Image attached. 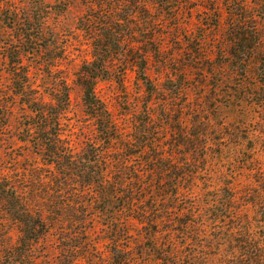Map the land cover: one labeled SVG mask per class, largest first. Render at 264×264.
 I'll use <instances>...</instances> for the list:
<instances>
[{
	"label": "trees",
	"instance_id": "16d2710c",
	"mask_svg": "<svg viewBox=\"0 0 264 264\" xmlns=\"http://www.w3.org/2000/svg\"><path fill=\"white\" fill-rule=\"evenodd\" d=\"M179 1L79 0L84 13L78 19L77 30L85 37L83 44L91 56V60L84 61L79 80L84 109L97 128L95 142L80 152L71 149L62 134L61 119L69 102V87L59 85L52 106L27 93L29 65L23 63L27 51L21 47L35 38L17 30L19 33L12 41L15 45H10L5 55L8 74L12 85L26 97L23 106L29 135L25 142L45 162L46 169L44 173L31 174V186L20 190L0 182V212L19 231L17 252H24V257L29 256L34 244L56 237L66 242L61 248L66 256L61 264H78L76 254L84 251L86 244L91 246L89 241L79 238L86 237L90 225H95L93 218H86L89 210H94L108 218L101 223L102 227L112 236L114 247L121 250L115 264H209L205 257H199V252L179 255L176 236L202 245L207 243L208 250L214 239V264H264L261 156L249 157L242 164L241 171L248 176L245 182L239 183L235 171L229 176L233 181L214 183L200 202L195 200L197 182L191 177V166L185 168L189 164L187 153L181 152L186 148L194 152L197 146L208 149V143L196 141L195 135L188 138L185 131L183 112L189 105L191 89L187 85L188 66L201 74L214 75V110L223 106L245 110L251 98L255 100L250 107L260 106L264 111V0L252 4L247 0H223L225 20L221 18L223 8L219 0H209L218 4L206 9L216 22L215 29L227 22L221 40L217 39L211 47L214 59L205 38L193 37L183 43L180 30L187 32L180 17L185 11L193 12V8L184 11ZM255 7L263 11L259 19L252 12ZM162 28L172 32L174 45L187 46L179 49L186 52V57L176 61L175 53L165 56L163 44L169 34L163 33ZM169 62L176 63L178 69L167 73L164 83L153 84L147 73L149 67L154 64L157 70L165 72ZM128 70L136 73L146 99L141 114L144 117L135 122L131 131L123 132L97 96L96 84L98 80H108L123 87ZM233 79L240 83L234 86L232 95L220 94L223 84ZM248 79L257 81V85L246 84ZM243 125L239 121L235 128H216L218 133L226 134L228 147L234 146L228 149H244L247 137L240 136ZM169 129L170 142L163 145V139L157 138ZM163 138L169 140L168 136ZM116 142L121 147L114 149ZM255 145L252 153L259 151ZM259 146L262 147V141ZM177 156L186 160L179 161ZM32 169L35 172L37 166ZM220 177L226 179L223 172ZM187 178L192 180L183 183ZM212 191L214 194L208 195ZM211 216L214 237H209L205 230ZM133 221L140 224L139 236L146 240L135 243L134 249L129 227ZM65 235L77 239V244L69 243ZM12 255L9 253L10 261Z\"/></svg>",
	"mask_w": 264,
	"mask_h": 264
},
{
	"label": "rangeland",
	"instance_id": "374dc122",
	"mask_svg": "<svg viewBox=\"0 0 264 264\" xmlns=\"http://www.w3.org/2000/svg\"><path fill=\"white\" fill-rule=\"evenodd\" d=\"M247 1L252 4L256 0ZM223 3V0H219L218 4L223 8L221 18L225 20L227 12ZM179 4L182 5L184 11L187 8H193V12L185 11L180 17V22L187 32L180 30L181 36L184 35L183 43L185 44L186 40L193 37L205 38L206 47L211 50L210 55L214 59V48L211 47H214L217 39L221 40L227 22L223 21L220 24L221 28L215 29L213 25L216 22L206 9H210L213 4L214 7L218 4L209 0H180ZM252 12L257 15L258 19L263 15V11L256 7ZM83 13L84 9L79 0H0V182L5 185L16 186L19 190L29 187L34 179L31 174L38 175L46 170L43 168L45 162L33 152L35 150L30 147V144L25 142L29 135L26 130L29 121L23 106L26 97L17 86L12 85L6 64L5 55L9 51V46L13 48L15 45H12V41L21 30L35 38L21 47L27 51L23 57V63L29 65L30 82L26 89L27 93H32L37 96V100L40 99L52 106L56 103L53 97L57 96L56 89L59 85L69 87V102L65 106V113L61 119L62 134L71 149L77 152L82 151L91 142H95L96 124L84 109L83 92L79 80L84 61L91 60L89 48L83 44L85 37H82L77 30L78 19ZM161 31L169 34V38L164 40L163 44L165 56L175 53L176 61L186 57V52H180L179 49H186L187 46L174 45V39L170 36L172 32L168 28H162ZM153 65L147 72L153 84L164 83L165 75L174 68L178 69L176 63L172 62L167 63L165 72L160 71L161 69L157 70ZM186 70L190 78L187 85H190L191 89L187 98L189 105H186L187 108L183 112L185 131L188 138L195 135L196 141L202 144L208 143V149L197 146L194 152L188 148L182 149L181 152L187 153L189 164L185 168L191 166L190 171L193 172L191 177H195L194 180L197 182L194 188L195 200L202 202L210 186L213 187L214 183L219 181L224 183L233 181L229 176L235 171H238L236 179L239 183L245 182L248 176L241 171V167L247 158L259 154L260 163L264 168V124L262 123L264 111L260 106L251 108L250 103L255 100L251 98L248 99L245 110L237 107L227 109L225 106L214 110L216 93L213 87L217 82L214 80V75L201 74L189 66ZM238 83H240L239 79L226 82L219 93L231 96L232 90L235 89L234 86ZM123 84L121 87L108 80H98L96 93L118 125V130L128 132L132 130L136 121L144 117L141 114L146 97L143 93V85L133 70L127 71ZM246 84L254 86L257 85V81L248 79ZM224 103L228 105L230 102ZM153 106L155 108V105L151 108ZM243 115H246L245 119L241 118ZM239 121L244 123L240 136L247 137L243 142L244 149H237L238 147L228 149L234 146L228 147L227 142L230 141L226 140L228 139L226 134L218 133L216 128L220 125L235 128L238 127ZM167 136L169 140L163 138ZM170 138L169 129L157 140L163 139V145H167ZM261 141L262 147L259 146ZM118 144L119 142L114 143L113 148L121 147ZM255 144L259 147V151L252 153L251 150L256 146ZM186 157L177 156V159L183 161ZM34 166H37L35 172L32 169ZM220 172L226 175L225 180L220 177ZM191 180L187 178L183 183ZM184 187L187 188V184ZM212 194L214 191L208 193V195ZM249 213L253 219V212L250 210ZM86 218H93L95 225L100 226L90 225L93 228L90 227L86 237L80 236L79 240L90 242L91 246L88 248L86 244L85 250L76 254L75 259H78V264H115L121 257V254H118L121 250L114 247L111 241L112 236L102 227L101 223L108 218L98 215L94 210H89ZM210 219L205 230L208 236L210 235L209 237H214L213 217L211 216ZM129 227L132 235L130 245L134 249L135 243L146 240L139 236L141 229L137 221H133ZM19 236V231L0 212V264H61L66 257L61 252L66 242L56 237H50L34 244L29 256L24 257V252L23 255L20 250L17 252ZM64 237L69 238V243L77 244V239L71 235ZM174 240L178 244L179 255L199 252V257H205L207 263L216 262L214 239H211L213 246L210 250L207 248V243L202 245L189 239L184 240L181 236H176ZM11 252L13 259L10 261L9 253Z\"/></svg>",
	"mask_w": 264,
	"mask_h": 264
}]
</instances>
